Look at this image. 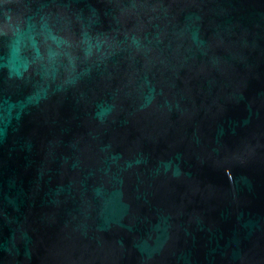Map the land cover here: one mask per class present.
Segmentation results:
<instances>
[{
  "label": "water",
  "instance_id": "obj_1",
  "mask_svg": "<svg viewBox=\"0 0 264 264\" xmlns=\"http://www.w3.org/2000/svg\"><path fill=\"white\" fill-rule=\"evenodd\" d=\"M0 264H264V0H0Z\"/></svg>",
  "mask_w": 264,
  "mask_h": 264
}]
</instances>
